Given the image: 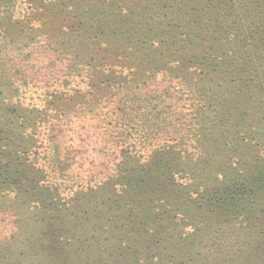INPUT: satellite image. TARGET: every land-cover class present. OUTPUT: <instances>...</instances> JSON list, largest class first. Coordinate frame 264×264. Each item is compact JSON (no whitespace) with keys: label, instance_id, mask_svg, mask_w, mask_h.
<instances>
[{"label":"trees","instance_id":"1","mask_svg":"<svg viewBox=\"0 0 264 264\" xmlns=\"http://www.w3.org/2000/svg\"><path fill=\"white\" fill-rule=\"evenodd\" d=\"M0 1V37L67 61L0 67V264H264V0Z\"/></svg>","mask_w":264,"mask_h":264},{"label":"rangeland","instance_id":"2","mask_svg":"<svg viewBox=\"0 0 264 264\" xmlns=\"http://www.w3.org/2000/svg\"><path fill=\"white\" fill-rule=\"evenodd\" d=\"M13 6L24 11L30 4H24V0H13ZM51 0H47L50 2ZM1 2V1H0ZM51 3H47L44 8L49 9ZM223 4L220 3L218 8V17H222ZM0 6V10L2 9ZM35 8V6H34ZM34 24H27L26 27ZM11 37H0V67L5 68L6 75L13 77L16 73L20 77V73L24 77L41 79L51 74H56L59 71H66L67 61L64 64L57 62L55 57L59 56L56 50L57 46L50 45L41 40H21L11 41ZM2 74V72H0ZM21 76V77H23ZM3 77L0 76V80ZM145 112V111H144ZM68 120V119H66ZM97 122L90 118H82L71 116L66 121L64 131L59 135L58 139L65 142L69 146L66 157L71 158L72 167L74 169L82 167V170L92 169L102 161V153H99V142L102 140L96 129ZM70 142L72 145L70 146ZM97 143V144H93ZM238 264V263H235Z\"/></svg>","mask_w":264,"mask_h":264}]
</instances>
